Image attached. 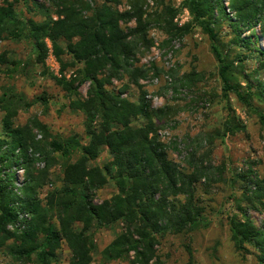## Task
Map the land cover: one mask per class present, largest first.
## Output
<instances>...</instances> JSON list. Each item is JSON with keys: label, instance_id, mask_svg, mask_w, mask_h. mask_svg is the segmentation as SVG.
Masks as SVG:
<instances>
[{"label": "trees", "instance_id": "1", "mask_svg": "<svg viewBox=\"0 0 264 264\" xmlns=\"http://www.w3.org/2000/svg\"><path fill=\"white\" fill-rule=\"evenodd\" d=\"M115 4V0H57L46 7L35 0H0V42L28 43L30 62L41 69L40 76L48 74L45 62L50 53L47 42L50 44L59 77L48 76L66 95L68 108L83 115L88 137L82 145L77 137L53 136L37 119L16 126L18 113L28 111L34 102L12 89L0 95V255L12 261L56 264L64 243L71 252L69 264H91L95 251L92 231L118 228L115 239L103 251L106 261L124 260L132 254L133 264H149L155 258L158 238L206 227L204 209L196 205L195 192L196 184L211 173L210 168L204 166L205 161L195 164L190 158L191 173L180 170L157 138L156 122L168 108L150 109L145 93L138 104L132 103L122 98L126 88L112 86V81L124 75L135 85L146 78L147 71L134 63L139 45L150 46V23L141 7L135 5L131 12L119 13ZM21 7L27 15H34L25 17ZM181 8L192 19L181 28L173 23L178 11L170 6L157 15L167 36L165 46L199 28L218 64L223 99L228 101L233 94L248 106L250 77L244 76L247 92H242L234 62L222 54L220 32L230 30L231 45L257 54L264 67V50L256 45L258 28L264 36V0H183ZM38 14L43 21L35 20ZM133 19L136 28L125 32L121 24ZM7 55L0 53V67L6 68L7 76L19 73L23 63ZM68 71H72L69 79L65 76ZM254 75L256 78L258 69ZM84 85L88 89L81 98L79 89ZM259 87L261 98L264 85ZM39 101L46 103L44 97ZM234 127L232 120L227 121L221 138L233 134ZM35 132L41 135L40 140ZM103 149L112 161L100 168L94 163ZM77 153L80 157L72 161ZM54 155L64 162L61 185L42 200L39 194L50 182ZM38 162L45 164L42 173L34 171ZM20 171L22 182L18 183ZM234 180L241 181L244 195L257 203L253 210L264 212V182L251 169L236 174ZM109 183L116 194L95 203L94 193ZM240 212L241 220L232 218L229 222L235 248L244 254H251L252 248L258 263L264 264V224L257 227L245 210ZM23 215L28 220L20 219Z\"/></svg>", "mask_w": 264, "mask_h": 264}, {"label": "rangeland", "instance_id": "2", "mask_svg": "<svg viewBox=\"0 0 264 264\" xmlns=\"http://www.w3.org/2000/svg\"><path fill=\"white\" fill-rule=\"evenodd\" d=\"M46 7L52 6L57 0H35ZM114 8L119 13L131 12L133 7H141L144 19L150 23L147 38L150 46L139 45L134 63L136 68L147 71L145 79H139L137 85L133 79L124 75L121 80L112 81L116 89L122 87L127 92L123 99L138 104L142 93L150 105V109L168 108L160 122H156L158 140L166 147L167 157L186 174L191 173L187 161L194 159L195 164L204 162L210 168V174L196 184V205L204 209V224L191 233L179 235L167 234L158 238L154 247L155 258L149 264H259L257 255L249 247L251 254L236 250L231 239L230 220H241V210H245L257 226L264 224V212H256L252 207L257 203L244 195L245 186L241 181L234 180L236 174L245 173L251 169L259 181L264 182V96L260 87L264 85V67L258 63L257 54L231 45L230 30L223 28L220 32L222 54L236 69L235 77L247 92L245 77L249 76L252 85L251 95L246 106L236 99L233 94L225 101L221 91V81L218 75V64L214 59L208 38L199 28L193 30L181 39H174L165 46L167 36L160 28L157 15L166 6L178 11L173 23L184 27L191 22L188 11L181 8L183 0H115ZM114 2L112 3V5ZM25 17L23 7L19 8ZM229 16H232L229 14ZM56 20V16L52 15ZM36 21H43L40 14ZM157 21L158 23H156ZM123 30L136 28L133 19L127 25L121 24ZM247 35H250L249 33ZM256 35L259 40L256 45L264 50V36L259 28ZM50 53L45 65L47 76H40L41 69L30 62L32 50L26 42H0V53L5 51L9 59L21 61L23 66L19 73L7 76L5 67H0V95L7 89L25 95L28 102L34 105L28 111H21L15 119L16 126H23L37 119L48 127L51 135L63 139L77 137L82 145H86L88 137L84 130V117L79 112L68 108V99L62 89L48 75L59 77V65ZM29 64L26 66V64ZM258 75L254 78V71ZM242 73V74H241ZM72 71L65 73L69 79ZM245 76V77H244ZM88 85L79 89V96L86 97ZM112 89V88H111ZM176 89V91H174ZM44 97L46 103L39 98ZM228 107L230 110H228ZM2 114L0 113V118ZM263 117V120H261ZM232 120L233 134L221 138L225 131L226 122ZM37 140L41 135L35 132ZM193 156V157H192ZM80 157L77 153L72 161ZM55 164L50 171V182L40 191V199L54 188L61 185V167L64 164L59 156L54 155ZM112 158L106 149L94 165L103 167ZM36 173L45 171V164L38 162L34 168ZM17 181H22V173ZM254 190V186L251 187ZM116 194L112 183L94 193L97 204L110 199ZM250 199V200H249ZM182 202L183 199L181 198ZM118 228L93 230L92 237L95 251L91 264H133L134 256L130 254L124 260L107 262L103 251L115 239ZM71 252L66 244L58 251V263L69 264ZM0 264H35L34 260L23 262L12 261L0 255Z\"/></svg>", "mask_w": 264, "mask_h": 264}, {"label": "built area", "instance_id": "3", "mask_svg": "<svg viewBox=\"0 0 264 264\" xmlns=\"http://www.w3.org/2000/svg\"><path fill=\"white\" fill-rule=\"evenodd\" d=\"M20 172H21V173H22V175H23V172H22V171H20ZM20 172H18V174H19ZM18 174H17V178H18ZM21 182H22V181H21ZM21 182H19V181H18V183H21ZM20 219H23V220H24V219H25V220H28V216H27V215H23V216H21V217H20ZM21 228H23V226H22Z\"/></svg>", "mask_w": 264, "mask_h": 264}]
</instances>
